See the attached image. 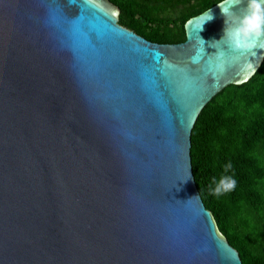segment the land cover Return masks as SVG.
Returning a JSON list of instances; mask_svg holds the SVG:
<instances>
[{
    "label": "water",
    "instance_id": "water-1",
    "mask_svg": "<svg viewBox=\"0 0 264 264\" xmlns=\"http://www.w3.org/2000/svg\"><path fill=\"white\" fill-rule=\"evenodd\" d=\"M221 5L158 43L110 0H0V264H243L190 156L200 110L264 56L211 43Z\"/></svg>",
    "mask_w": 264,
    "mask_h": 264
},
{
    "label": "trees",
    "instance_id": "trees-1",
    "mask_svg": "<svg viewBox=\"0 0 264 264\" xmlns=\"http://www.w3.org/2000/svg\"><path fill=\"white\" fill-rule=\"evenodd\" d=\"M110 1L121 25L148 40L175 43L185 39L188 18L221 0ZM162 1L185 5V11L174 18L152 16L150 8ZM190 141L195 183L218 231L243 264H264V56L247 81L227 85L203 106ZM223 175L232 176L236 188L213 195L210 186Z\"/></svg>",
    "mask_w": 264,
    "mask_h": 264
},
{
    "label": "clouds",
    "instance_id": "clouds-1",
    "mask_svg": "<svg viewBox=\"0 0 264 264\" xmlns=\"http://www.w3.org/2000/svg\"><path fill=\"white\" fill-rule=\"evenodd\" d=\"M240 5L243 6L239 8L238 13L232 10L233 7ZM218 7H220L221 14L225 18V26L221 38L211 43H219L227 39L229 46L233 50L252 52L254 55L255 52L253 50L257 47L256 41L260 38H264V0H230L229 7L222 5ZM212 18L213 17L208 13L207 19L204 22ZM203 23L200 25L199 29H202ZM200 40L202 45H205V41L201 38ZM205 55V47L197 48L194 55L190 58L191 62L197 64ZM219 67L223 70V64L219 65ZM231 167V164L226 165L225 171ZM214 183L215 187L211 188L210 186V190L212 194L216 196L229 193L236 188V180L229 175L221 176L220 179L214 181ZM197 196H192L183 202L193 200L197 198Z\"/></svg>",
    "mask_w": 264,
    "mask_h": 264
},
{
    "label": "rangeland",
    "instance_id": "rangeland-1",
    "mask_svg": "<svg viewBox=\"0 0 264 264\" xmlns=\"http://www.w3.org/2000/svg\"><path fill=\"white\" fill-rule=\"evenodd\" d=\"M191 2H194L192 0ZM151 15L158 18H174L178 17L181 13L185 11V5L180 4H167L165 2H160L154 4L151 8ZM172 28L175 27L174 24H171Z\"/></svg>",
    "mask_w": 264,
    "mask_h": 264
},
{
    "label": "snow or ice",
    "instance_id": "snow-or-ice-1",
    "mask_svg": "<svg viewBox=\"0 0 264 264\" xmlns=\"http://www.w3.org/2000/svg\"><path fill=\"white\" fill-rule=\"evenodd\" d=\"M246 79H247V76L245 75L244 79H243V80H240L239 82H240V83H243V82L246 81Z\"/></svg>",
    "mask_w": 264,
    "mask_h": 264
}]
</instances>
